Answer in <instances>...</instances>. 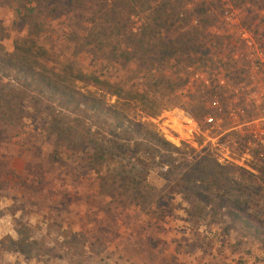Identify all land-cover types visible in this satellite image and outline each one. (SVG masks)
Instances as JSON below:
<instances>
[{
    "label": "rangeland",
    "instance_id": "obj_1",
    "mask_svg": "<svg viewBox=\"0 0 264 264\" xmlns=\"http://www.w3.org/2000/svg\"><path fill=\"white\" fill-rule=\"evenodd\" d=\"M102 1L109 7L115 0ZM116 1L120 3L118 12L132 14L134 26H138L160 2ZM26 6L32 4L26 0H0V46L5 52L13 50L14 40L32 31V26L21 14ZM36 9L33 15L37 14ZM177 9L188 19L184 27L180 25L173 29L179 34L194 26L196 44L203 53L201 58L192 61H187L181 54L175 57L176 61L162 64L161 73L166 79L178 76L184 80L173 92L179 99L178 105H164L166 107L154 117L144 116L135 101L129 103L131 110H122L130 118L150 122L157 134L174 146L185 144L196 151L209 152L214 160L217 151L224 152L225 149L239 157L241 132L232 128L236 118L228 114L232 98L227 89L216 86L214 78L225 76L230 80L253 74L243 56L237 62H231L228 52L231 49L241 51L240 39L234 29L244 26L264 28V0H181ZM38 16L43 20L41 34L46 33L47 37L38 38L37 43L52 52H62L64 60L90 71V59L83 54L75 57L66 52L71 46L59 37L62 29L70 28L79 33L82 24L67 23L65 17L50 20L43 13ZM38 19L33 22L37 23ZM179 46L184 49L182 52L186 51L185 44ZM189 65L191 68L187 69ZM117 67L116 78L122 80L124 69ZM175 70L177 73L173 74ZM189 71L196 72V76H189ZM140 75V72L136 74ZM131 78L130 82L137 85L136 78ZM204 78L209 80L208 84L203 83ZM133 90L140 94L138 85ZM167 96V88H163L151 97L161 103ZM106 98L112 102L114 97ZM216 104L221 111L214 108ZM183 113L191 121H187ZM208 116H215L213 126L207 124ZM3 127L0 124V264H264V250L254 240L241 236L230 221L192 223L186 213L188 206L180 194L169 195L162 190L159 172L163 167L158 164H153L147 174L141 173L144 177H139V186L143 185V189L138 191L147 200L140 206H129L128 199L120 196L124 187L115 188L117 197L111 200V187H99L98 184L106 179L103 175V172L108 174L106 168L131 176L138 174L142 166L112 154L114 159L109 155L102 174L95 176L86 168L84 155L70 157L63 153L54 161L51 143L47 140L39 143L31 138L27 142L22 128ZM186 132L188 139L183 142L179 138ZM169 135L173 136L172 141L168 139ZM87 150L91 151L90 148ZM155 155L157 157L152 160H157L158 155ZM219 164L242 167L228 162ZM248 164L259 166L261 160L251 158ZM107 183H110L109 179ZM252 184L260 187L250 203L256 204L255 208H264V182L254 180ZM154 192L159 199L148 203L154 196H147V193ZM248 209L254 208L248 205ZM158 217L162 219L159 221ZM224 226L229 229L226 231Z\"/></svg>",
    "mask_w": 264,
    "mask_h": 264
},
{
    "label": "trees",
    "instance_id": "obj_2",
    "mask_svg": "<svg viewBox=\"0 0 264 264\" xmlns=\"http://www.w3.org/2000/svg\"><path fill=\"white\" fill-rule=\"evenodd\" d=\"M179 2L160 0L133 31L132 14L118 12L120 3L116 0L109 7L102 0H26L32 6L23 8L21 14L32 31L14 40L10 52L0 46V124L4 129L22 128L27 142L31 138L39 143L47 140L54 161L63 153L70 157L84 155L86 168L95 176L102 174L109 155L114 159L112 154L142 166L138 174L131 176L106 168V179L98 184L111 187V200L117 197L114 189L124 187L120 196L128 199L129 206H140L145 201L138 191L143 189L139 177L158 164L163 167L159 172L162 190L169 195L180 194L192 223L228 220L241 236L254 240L264 250V208L250 203L260 187L252 182H264L262 160L259 166L250 165L256 173L219 164L209 152L185 144L174 146L159 136L150 122L130 118L124 111L131 110L129 103L135 101L144 116L154 117L164 105H178L173 92L184 80L178 76L166 79L161 73L162 64L176 61L181 54L187 61L203 54L196 44L194 26L176 34L175 28L184 27L188 19L177 9ZM35 8L38 12L33 15ZM40 13L50 20L65 17L67 23L82 24L79 33L62 29L59 37L71 46L66 52L90 59V71L64 60L62 52H52L37 43L38 38L47 37L41 34L43 20L37 18ZM180 44H185V52ZM117 66L124 69L122 80L116 78ZM139 72L141 75L136 76ZM131 76L136 78L140 94L133 90L137 85L130 82ZM163 88H167L168 96L160 103L151 96ZM109 96L114 97L112 102L107 100ZM191 115L196 118L193 112ZM155 154L158 158L152 160ZM147 196H154L148 203L159 199L155 192ZM248 205L254 209H248ZM224 228L227 231L229 226Z\"/></svg>",
    "mask_w": 264,
    "mask_h": 264
},
{
    "label": "built area",
    "instance_id": "obj_3",
    "mask_svg": "<svg viewBox=\"0 0 264 264\" xmlns=\"http://www.w3.org/2000/svg\"><path fill=\"white\" fill-rule=\"evenodd\" d=\"M233 18L230 17L229 19ZM135 29L136 26L132 30L135 31ZM234 30L235 35L240 39L241 51L229 50V60L237 62L239 57L243 56L246 64L253 70V74H244L230 78V80L225 76L214 78L216 86L224 90L227 89V93L232 98V106H230L228 114H233V117L236 118L232 128L239 129L241 132L240 156H234L227 149L224 152L218 150L215 154V160L217 163H235L254 171L248 164L249 159L255 158L264 162V28L244 26ZM211 62L215 64L213 61ZM190 68V65L187 66V69ZM188 73L189 76H196L197 74L192 71ZM203 83L208 84L209 80L204 78ZM214 108L221 111L217 104ZM183 116L187 121H191V118L185 113ZM205 120L210 126L216 123L215 116H208ZM167 137L172 141V135ZM181 137H183L179 138L181 141L187 142L188 132Z\"/></svg>",
    "mask_w": 264,
    "mask_h": 264
}]
</instances>
